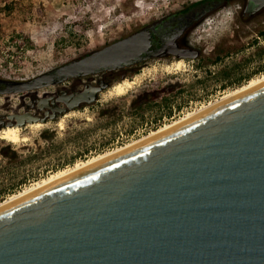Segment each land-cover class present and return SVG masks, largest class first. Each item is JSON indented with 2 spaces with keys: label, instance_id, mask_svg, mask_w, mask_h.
<instances>
[{
  "label": "water",
  "instance_id": "95a60500",
  "mask_svg": "<svg viewBox=\"0 0 264 264\" xmlns=\"http://www.w3.org/2000/svg\"><path fill=\"white\" fill-rule=\"evenodd\" d=\"M151 39L141 29L1 94L130 65ZM189 52L168 42L152 58ZM0 264H264V84L0 208Z\"/></svg>",
  "mask_w": 264,
  "mask_h": 264
},
{
  "label": "rangeland",
  "instance_id": "374dc122",
  "mask_svg": "<svg viewBox=\"0 0 264 264\" xmlns=\"http://www.w3.org/2000/svg\"><path fill=\"white\" fill-rule=\"evenodd\" d=\"M201 1L0 0V83L30 81ZM235 7L219 9L198 26L204 47L196 60H182L179 69L175 60L143 62L115 78L93 106L39 129L26 125L24 142L0 139V202L264 75V18L229 26ZM124 81L133 84L116 94L113 87ZM22 100L20 94L0 93V115L17 111Z\"/></svg>",
  "mask_w": 264,
  "mask_h": 264
},
{
  "label": "flooded vegetation",
  "instance_id": "af4514ba",
  "mask_svg": "<svg viewBox=\"0 0 264 264\" xmlns=\"http://www.w3.org/2000/svg\"><path fill=\"white\" fill-rule=\"evenodd\" d=\"M234 5H236L234 9L235 12L234 14H231L232 20L230 21L229 26L237 28L241 25L248 26L259 19L264 18V5L259 6L248 0H216L211 2V10L209 12L206 6H201L197 9H192L188 14H173L162 17L153 22L152 25L144 28L149 30L152 34V46L150 51L141 57L140 61L127 66H122L116 70L101 69L91 75L61 80L54 85L43 87L33 92L21 93L20 95L23 98V102L20 104L17 111H13L6 115H0V123L15 124L21 116L45 119L47 123L48 121H51L52 118V120H55L60 116L59 113L62 110H67L66 113L84 110L86 107L93 106V103L99 101V97L103 92H106L109 89L115 78H123L124 76H127L131 71H134V69L148 60H196L200 56L204 47V45L198 40L202 39V37H199L198 32H196L198 31V26L203 25L206 18L213 17L219 9H229L230 6ZM183 10H185V8ZM166 26L170 27L168 31H165ZM260 33L261 32H259V34ZM234 35L235 32L232 31L231 36L233 37ZM168 42H171L177 50H189L191 51L189 52L190 54L196 53V58L181 59L173 55L152 58V56H154V54H156L159 49ZM90 53L74 60H79ZM58 68L46 72V74L55 75V71ZM2 86H5V83H2ZM100 88L102 89L97 91ZM26 97L28 98L27 102L24 101ZM91 98H94V102L92 104H86L85 102Z\"/></svg>",
  "mask_w": 264,
  "mask_h": 264
},
{
  "label": "bare ground",
  "instance_id": "6f19581e",
  "mask_svg": "<svg viewBox=\"0 0 264 264\" xmlns=\"http://www.w3.org/2000/svg\"><path fill=\"white\" fill-rule=\"evenodd\" d=\"M183 65L182 61H179L176 65V69H179L181 66ZM133 84V82H129V81H124L120 84H117L116 86L113 87V91L118 94V95H122L123 92L125 91V89L127 88H130L131 85ZM264 84V75L258 77V78H255V79H251L249 80L247 83H245L244 85L234 89L233 91H230V92H227L226 94L222 95L219 99H217L216 101L214 102H211V103H208L202 107H200L199 109L195 110V111H192V112H189L187 114H185L183 117L171 122L170 124H167V125H164L162 127H160L159 129L153 131V132H150L148 135L134 141V142H131L127 145H124L120 148H117L113 151H110V152H107L103 155H99L97 157H93L85 162H81L79 164H76L74 167L68 169V170H65V171H60L58 172L57 174L51 176L50 178L46 179V180H42L41 182L39 183H35L34 185H32L31 187L29 188H26L20 192H18L17 194H14L12 196H9L7 199H5L4 201L0 202V208L20 199V198H23L33 192H35L36 190H39L45 186H48L50 184H52L53 182H56L57 180H60L62 178H65L77 171H80L84 168H87L91 165H94V164H97L101 161H104L108 158H111L115 155H118L122 152H125L131 148H134L160 134H163L167 131H169L170 129L178 126L179 124L221 104V103H224L232 98H235L237 97L238 95L242 94V93H245V92H248L260 85H263ZM60 125V128H61V123L59 124ZM44 125H42V123L40 122H36V123H33V124H28L26 128L28 129H39L41 127H43ZM0 139L1 140H4V141H7L9 143H13V144H17L19 142H24L26 141V136L25 135H22V131L21 129H19L18 127H6L4 129H2L0 131Z\"/></svg>",
  "mask_w": 264,
  "mask_h": 264
},
{
  "label": "trees",
  "instance_id": "16d2710c",
  "mask_svg": "<svg viewBox=\"0 0 264 264\" xmlns=\"http://www.w3.org/2000/svg\"><path fill=\"white\" fill-rule=\"evenodd\" d=\"M213 1H216V0H204V1H201V2L196 3V4H191L189 7H186L185 10H182L177 15L188 14L190 11H192V9H194V8L197 9L198 7H201V6H203V7L206 6V8L208 9V12H209L211 10V2H213ZM168 23H169V21H168ZM168 29H170V27L166 26L165 27V31H168ZM3 88L4 87L2 86V83H1V85H0V93L3 90ZM11 193H13V192H9V194H11Z\"/></svg>",
  "mask_w": 264,
  "mask_h": 264
}]
</instances>
